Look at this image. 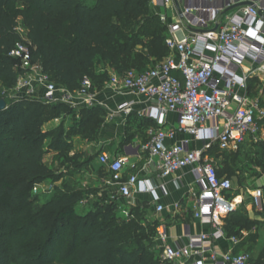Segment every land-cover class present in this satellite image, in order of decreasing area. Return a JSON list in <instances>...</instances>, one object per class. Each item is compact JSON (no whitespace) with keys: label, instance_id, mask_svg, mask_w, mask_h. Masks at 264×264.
I'll use <instances>...</instances> for the list:
<instances>
[{"label":"trees","instance_id":"16d2710c","mask_svg":"<svg viewBox=\"0 0 264 264\" xmlns=\"http://www.w3.org/2000/svg\"><path fill=\"white\" fill-rule=\"evenodd\" d=\"M20 22L31 42L33 59L54 83L69 91L77 90L85 77L91 79L93 87L109 81L107 71L97 74L99 63L118 73L128 69L143 72L162 61L155 62L152 57L164 59L169 54L167 26L153 13L151 0H0V81L7 90L15 86L21 72L19 60L10 55L22 39ZM144 38L149 39L148 56L141 53L132 57V46ZM65 108L71 109L65 103L49 104L26 96L14 98L0 111V264H53L57 255L63 264H164L156 257L159 249L154 239L160 221H148L144 218L147 211L140 207L133 208L129 221L117 220L115 201L104 204L96 215L81 216L75 209L80 194H58L45 202L41 212L47 214L37 219L32 205L21 203L35 184L61 177L45 164L44 143L51 139L52 149L71 145L65 141L63 125L59 131L49 132L43 126L60 117ZM50 109L53 114L47 117ZM82 112L86 118L75 120L73 128L80 123L85 132L89 128L95 131L102 114L92 107ZM20 204L25 219L14 230L11 225ZM231 215L232 220H243L239 212ZM61 221L75 223V238L67 248L58 247L56 238ZM83 221L87 230L80 226ZM36 224L41 228L33 231ZM233 229L234 223L229 230ZM84 231L86 236L80 240ZM30 232L31 237H22ZM45 232V241L34 244Z\"/></svg>","mask_w":264,"mask_h":264},{"label":"built area","instance_id":"2783aa9c","mask_svg":"<svg viewBox=\"0 0 264 264\" xmlns=\"http://www.w3.org/2000/svg\"><path fill=\"white\" fill-rule=\"evenodd\" d=\"M165 5L170 0H154ZM204 5L186 6L175 22L161 19L167 26L165 40L169 54L155 67L143 72L128 69L110 75L109 86L115 92L130 91L146 97L152 105L145 114L154 119L148 130L149 139L143 144L148 153L147 165L153 166L159 178H167L184 168H190L194 183L199 187L195 196V218L210 227L209 232L186 234L184 245L168 242L167 227L158 225L157 240L163 244V259L171 264H253L249 253L219 252L216 243L225 238L222 219L237 210L238 198L230 197L232 180L220 176L214 160L205 154L213 143L224 151L239 150L248 136L257 137L259 121L264 119V107L259 97L249 92V80L264 76V0H202ZM245 1L239 14H224L225 10ZM190 29L194 31H190ZM21 40L10 55L19 60L21 72L10 90L18 98L34 97L49 104L65 103L72 94L54 83L44 72L40 62L33 59L32 45L22 28ZM245 62L250 65L246 66ZM94 87L85 77L76 95L88 105L93 104ZM131 104H123L121 111H130ZM177 113L176 126H166V115ZM223 119V124L218 123ZM211 123V125H208ZM183 133L203 143L201 149L192 148L189 139L169 143L176 134ZM108 174L104 182L116 189L123 198H130L140 189L153 194L165 184L140 180L138 176H124L126 159L99 156ZM259 210L264 208L260 188L252 192ZM164 206L159 203L156 211ZM237 244L239 239L231 237Z\"/></svg>","mask_w":264,"mask_h":264},{"label":"crops","instance_id":"0c3cea01","mask_svg":"<svg viewBox=\"0 0 264 264\" xmlns=\"http://www.w3.org/2000/svg\"><path fill=\"white\" fill-rule=\"evenodd\" d=\"M224 1L214 0L213 5H219ZM247 4H249V1L228 8L224 14H239L240 9ZM151 5L154 14H158L161 17L165 16L168 22H175L179 20L186 6H201L204 5V2L202 0H170L165 5H162L151 0ZM190 31L194 30L190 29ZM26 33L27 31H25ZM245 65L249 66L250 63L245 62ZM104 71H107L109 75L116 73L107 64H97V74H101ZM259 78L262 79L263 76L249 80V92L251 96L259 97L261 105L264 107V96L261 87L253 88L254 85L258 84ZM64 88L69 91L66 87ZM69 92L72 96L65 104L71 110L78 112L89 107L96 109L102 114L99 116V125L95 128V131L89 128L85 132L83 130L84 126L81 127L80 123L73 128L72 115L63 113L60 117L48 121L43 126L45 132L55 130L60 125H63L64 134L67 136L65 141L71 144L70 151L72 153L79 150L96 154L95 160L89 163V167L96 169L98 167L102 169L103 173L91 171L90 176L106 175L105 167L99 161L100 154L106 153L110 159H126L124 167L125 177L136 175L140 180H153L156 185L165 184L167 193H163L158 188L156 194L159 200L157 201L153 194L140 189L134 191L130 198L121 197L114 187L109 186V189L120 198L127 199L132 203L133 207H140L146 210L148 214L152 212L156 216L155 219L160 221V224L164 223L166 225L169 243L184 245L187 243L186 234L188 232L199 234L210 231V227L207 224L202 223L194 216V194L198 192L199 187L194 183V175L191 169L184 168L162 179L158 177V173L153 169V166L147 165L149 156L142 146L149 139V128L156 125L154 119L145 114L152 102L146 97L130 91L115 92L109 86V81H105L99 87L98 85L94 87L93 92L95 95L92 105L84 103L76 95V90ZM128 103L131 104L129 112L119 110L121 105ZM176 121L177 113L169 112L166 115L167 127L176 126ZM218 123L222 125L223 119L220 118ZM208 125H211V123ZM259 125L260 129L257 137L248 136L239 150L224 151L219 148L217 143H213L211 148L205 151V154L216 163L219 175L232 180L233 189L230 197L238 198L240 203H238L235 213L239 212L243 216L241 221L232 220V213H230L222 219V228L226 236L219 239L215 247L219 252L228 250L233 251L235 254L247 252L250 254L253 264H264V208L259 210L252 197V192L256 188L262 189L264 195V119L259 121ZM184 139H189L192 148L201 149L203 147L202 142L196 141L191 136L183 133L176 134L173 139H168V142L179 143ZM244 153L253 155L256 158L253 160L252 167L244 168L242 174L241 169L238 170L236 164L240 155ZM106 178L100 177L102 180ZM159 203L164 206V210L161 213L156 211ZM233 223L234 229L230 231L229 228ZM231 237H237L239 242L234 244L230 240ZM156 241L157 248L161 250L162 256L164 243L157 240V236ZM248 248L251 249L249 250Z\"/></svg>","mask_w":264,"mask_h":264},{"label":"rangeland","instance_id":"374dc122","mask_svg":"<svg viewBox=\"0 0 264 264\" xmlns=\"http://www.w3.org/2000/svg\"><path fill=\"white\" fill-rule=\"evenodd\" d=\"M89 3H92L93 0H87ZM152 11L154 13L153 7ZM161 22V16L156 14ZM20 28H22V33H25V29L23 28V24L20 22L19 25ZM144 42L132 46V57L143 53L146 56L147 55V49L146 44L149 39L144 38ZM152 59L155 62H159L163 60L162 58H156L152 57ZM258 84L254 85L253 88L257 89L258 86L261 87V90L263 91L264 96V76L262 79H258ZM5 82L0 81V95L2 98L6 100L7 105L14 99L18 98L10 90H7L5 87ZM52 109L48 110L47 117H50V114H53ZM64 113L71 114L72 115V122L75 123V120L78 121L83 120V118H86L87 114L83 113L82 111H73L69 108L64 109ZM73 123V124H74ZM46 124V123H45ZM44 124V125H45ZM64 128V127H63ZM60 129H56V131H59ZM55 136L57 135V132L53 133ZM66 137V136H65ZM69 140V137H68ZM50 142L51 139H48L45 141L44 146L47 150V153L44 156V162L46 165L50 166L57 175L61 176L60 179H44L41 182L35 184L32 186L24 195L21 200V203H29L33 207V211L36 215L35 217L37 219H41L46 212H41L42 206L47 202L49 199L53 198L54 196L58 194H74L78 193L80 194V200L78 204L76 205L75 209L78 215L81 216H90V215H96L97 211L104 205L107 204L110 201H115L117 203V211H116V218L117 220H127L129 221L132 219L133 214V205L130 203L127 199L120 198L118 195L113 193L109 189V185H107L104 180L100 179V177L104 176H90L91 171L95 173H103L102 169L98 168H90L89 164L87 166H77L76 164H81L84 161H89L90 163L95 160L96 154H92L89 151H79L76 150L74 153L70 151V148L66 147H60L56 149L50 148ZM71 145V144H70ZM74 158L75 161H69L71 158ZM256 158L253 155H250L248 153H244L243 155H240V158L238 160V163L236 166L238 167V170L241 169V173L243 174L244 168H251L253 165V160ZM252 161V162H251ZM72 162H76L75 164H72ZM96 169V170H95ZM87 173H89L87 175ZM241 176V175H240ZM22 215V207L21 204L17 207L15 210V220L13 224L11 225L12 229L18 230L21 226V223L25 219ZM144 218H146L148 221L151 219H155L156 216L151 212L144 215ZM46 221V219L44 220ZM48 221V220H47ZM50 222L53 221V218H50ZM83 221L81 223V227H85ZM148 229V222L143 223ZM254 224V223H252ZM75 223H69L68 221H61L58 223V227L56 228L58 231V234L56 235V238L58 239V247L67 248L69 247V244L74 240L75 233H74V226ZM40 229V224H36L33 228L34 230ZM153 228V227H151ZM84 230H87L84 228ZM86 231H84L83 234L80 235V240L83 239L86 236ZM32 232L29 234L25 233L22 235L24 239H27L28 237L32 236ZM156 236H154V239H156ZM47 237V232H45L42 236H40L34 244H40L43 241H45ZM161 250H158L156 257L159 258L161 261L163 260L161 256ZM166 262V261H165ZM164 262V264H165ZM53 264H63L59 261V255H57L55 262Z\"/></svg>","mask_w":264,"mask_h":264},{"label":"water","instance_id":"95a60500","mask_svg":"<svg viewBox=\"0 0 264 264\" xmlns=\"http://www.w3.org/2000/svg\"><path fill=\"white\" fill-rule=\"evenodd\" d=\"M7 108V103L4 98L0 99V111L5 110Z\"/></svg>","mask_w":264,"mask_h":264}]
</instances>
